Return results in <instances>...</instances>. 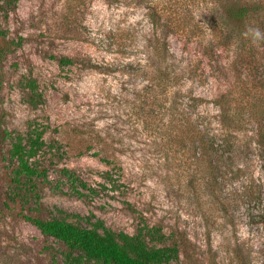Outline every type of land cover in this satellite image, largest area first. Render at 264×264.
Listing matches in <instances>:
<instances>
[{
    "label": "rangeland",
    "instance_id": "1",
    "mask_svg": "<svg viewBox=\"0 0 264 264\" xmlns=\"http://www.w3.org/2000/svg\"><path fill=\"white\" fill-rule=\"evenodd\" d=\"M151 38L143 8L0 0V264H63L64 244L24 217L64 215L55 207L130 233L160 224L182 264H264V148L256 142L264 130V38L248 62L219 44L206 55L201 37L174 34L165 47ZM53 55L74 61L60 65ZM25 77L36 79V106ZM189 93L202 101L192 105ZM222 94L229 118L213 116L210 127L234 135L226 146L217 141L226 151L213 155L210 171L189 135L190 116L205 122ZM34 125L44 131L46 173L15 203L4 130ZM64 167L95 191L76 194Z\"/></svg>",
    "mask_w": 264,
    "mask_h": 264
},
{
    "label": "trees",
    "instance_id": "2",
    "mask_svg": "<svg viewBox=\"0 0 264 264\" xmlns=\"http://www.w3.org/2000/svg\"><path fill=\"white\" fill-rule=\"evenodd\" d=\"M108 3L121 5L127 9L143 8L144 14L152 28V40L157 46L165 47L170 36L181 35L186 40L201 37L208 40L205 54L211 55L217 44L225 49L232 48L239 61L248 62L255 38L253 31L259 29L264 33V0H105ZM203 30V31H202ZM210 36V38H209ZM208 37V38H206ZM60 65L73 63L68 56H55ZM23 86L28 88V102L36 106L41 99L36 79L25 77ZM203 98L189 93L188 100L197 105ZM228 103L226 94L213 99L219 112L206 114L205 122H198L190 116L189 135L195 143L198 141L201 153L211 170L217 167L213 155L225 152L219 150L218 140L225 146L234 135L230 128L211 129L212 118L220 116L229 118L222 111ZM224 121V120H223ZM200 125L204 128H200ZM43 129L29 126L27 132L4 130L5 137L10 139L7 158L14 162L11 170L10 196L16 203L17 196L25 199L22 190L28 192L34 186L35 176L45 175L39 168V157L44 150ZM256 142L264 148V130H260ZM217 142V143H216ZM69 187L78 195L84 196L87 189L94 192L74 171L62 168ZM25 200H23L24 202ZM62 216L42 217L25 214L24 217L35 225L42 234L51 236L64 244L63 264H182L179 261V244L170 241L162 225H149L143 222L133 232L115 230L97 218L83 217L78 213H68L55 207ZM73 219H69V218Z\"/></svg>",
    "mask_w": 264,
    "mask_h": 264
},
{
    "label": "clouds",
    "instance_id": "3",
    "mask_svg": "<svg viewBox=\"0 0 264 264\" xmlns=\"http://www.w3.org/2000/svg\"><path fill=\"white\" fill-rule=\"evenodd\" d=\"M255 38H264V33H261L259 29L252 30Z\"/></svg>",
    "mask_w": 264,
    "mask_h": 264
}]
</instances>
